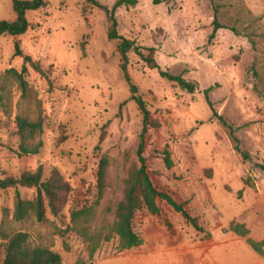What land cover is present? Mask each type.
Here are the masks:
<instances>
[{"label": "rangeland", "instance_id": "1", "mask_svg": "<svg viewBox=\"0 0 264 264\" xmlns=\"http://www.w3.org/2000/svg\"><path fill=\"white\" fill-rule=\"evenodd\" d=\"M45 1V8L27 13L30 28L24 36H0L1 83L7 70H21L16 42L23 56L48 74L47 80L28 67L25 75L40 108L22 97L15 82L5 83L0 179L41 168L44 179L56 171L71 193L57 218L45 209L46 221L37 223L13 220L15 195L31 201L35 189L0 191V234L27 233L34 245L52 246L62 264H264L247 245L248 239L264 242V0H215L223 28L211 42L210 0H137L135 7L116 10L118 35L134 41L158 66L151 70L140 55L127 54L137 95L161 123L157 134L150 133L145 157L157 182L188 200L204 228L196 232L170 208H163V215L171 231L156 217L137 214L133 231L139 245L124 251L112 225L125 181L139 166L142 116L130 99L119 42L108 40L106 15L87 0ZM115 1L98 3L110 10ZM14 19L12 0H0V21ZM161 71L196 84V93L181 91L161 78ZM208 89L214 112L232 128L249 160L235 150L230 130L212 117L204 98ZM17 115L43 119V146L36 156L17 154ZM165 146L173 163L169 170L155 152ZM104 156L106 186L100 198L96 174ZM81 208L91 210L94 242L73 230L70 215ZM235 223L249 230L246 238L230 231ZM93 243L98 247L90 258ZM3 245L0 238V261Z\"/></svg>", "mask_w": 264, "mask_h": 264}, {"label": "trees", "instance_id": "2", "mask_svg": "<svg viewBox=\"0 0 264 264\" xmlns=\"http://www.w3.org/2000/svg\"><path fill=\"white\" fill-rule=\"evenodd\" d=\"M87 2L100 11H102L108 21L107 37L109 41H118L117 51L121 59V70L124 79L129 85L132 94L131 100L135 102L142 116V129L139 135V142L136 151L138 160V168L133 169L127 180L125 181V189L123 198L116 205L114 211V222L112 231L118 237L120 242V250H130L139 245V238L133 231V222L137 214L148 213L158 219L159 224L163 225L168 231L172 227L168 220L163 215V208H170L182 220L183 223L190 226L198 233L204 232L199 219L192 214L190 202L180 197L176 192L169 187L161 185L155 179L154 173L150 169V164L145 157L148 146L150 133L157 134L161 130L160 121L154 119L151 113L146 108L143 99L137 95L136 87L132 84L127 73L128 57L127 54L131 51L141 56L142 60L151 69H157L158 66L151 55L144 57L140 52L134 41L121 38L117 32V21L115 19V12L120 7H135L137 0H116L113 7L109 10L107 7L98 3V0H87ZM214 10L213 30L209 37L211 42L216 33L223 27L218 21L219 6L216 5L215 0H210ZM47 6L45 0H12V8L15 14L13 21H0V36L22 37L30 28V23L27 20V13L36 12ZM152 54L153 49H148ZM15 57H22L23 63L20 72L15 69L7 70L0 82V106L3 103V93L5 91V83L13 81L17 84L22 92V97L32 98L36 103L37 108H40V101L36 95L33 94L25 80L28 67L33 71L47 78L48 74L44 72L39 64L32 61L31 57L23 56L19 43H15ZM163 79L171 83H175L177 87L189 95L196 93L198 87L196 84L188 82L182 76L171 75L168 72H160ZM210 89L204 91V98L208 107L213 112L212 117L216 118L224 127L228 128L231 137L235 143V150L241 155L242 159L249 160V155L239 149L238 140L234 137V131L221 116H217L212 108L209 100ZM33 94V96H32ZM16 136L19 138L20 144L18 146V156H36L39 154L43 142L41 139L43 133V119L38 116L35 119H30L23 115H17L15 118ZM156 154L161 156V160L166 169H171L173 166L170 153L165 146L162 149L156 150ZM264 169L263 166H260ZM107 159L102 157L99 162L97 178V189L99 197L101 198L105 190ZM18 187L26 189H35L36 196L31 201L24 200L20 194L14 197V211L13 220L22 222L32 218L37 223H44L45 209H48L50 214L57 218L68 202L71 193L70 186L63 181L62 177L53 171L51 175L44 179L43 170L38 168L35 172H25L19 177L9 176L0 179V191L8 189H16ZM92 217L90 209L81 208L74 210L70 215V220L73 225V230L88 242H94V236L90 233L88 226ZM83 221V222H82ZM87 224L82 227L81 224ZM230 231L236 236L246 238L249 235V230L243 224H232ZM63 238L67 230L59 231ZM3 245V260L0 264H62L61 256L53 251L52 246L34 245L31 242L30 235L24 232H15L11 235L4 233L0 234ZM108 238H106V241ZM247 245L260 257L264 258V242H256L251 239L247 240ZM98 247L97 243H93L89 250V257L93 258L94 253Z\"/></svg>", "mask_w": 264, "mask_h": 264}]
</instances>
